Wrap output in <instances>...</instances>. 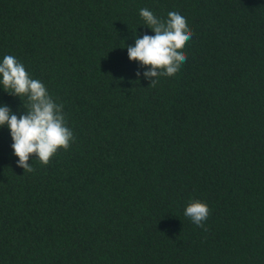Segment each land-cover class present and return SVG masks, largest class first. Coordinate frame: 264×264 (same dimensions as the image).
Segmentation results:
<instances>
[{
  "label": "trees",
  "instance_id": "trees-1",
  "mask_svg": "<svg viewBox=\"0 0 264 264\" xmlns=\"http://www.w3.org/2000/svg\"><path fill=\"white\" fill-rule=\"evenodd\" d=\"M142 8L193 33L154 86L127 55L154 35ZM5 55L74 140L23 172L0 127V264H264V0H0ZM27 103L0 86L18 117Z\"/></svg>",
  "mask_w": 264,
  "mask_h": 264
},
{
  "label": "clouds",
  "instance_id": "clouds-1",
  "mask_svg": "<svg viewBox=\"0 0 264 264\" xmlns=\"http://www.w3.org/2000/svg\"><path fill=\"white\" fill-rule=\"evenodd\" d=\"M139 15L154 35L136 38L134 45L127 46V55L130 61L149 68L143 75L154 86L158 77L174 76L186 62L183 49L193 33L179 11L168 12L166 20L147 8L140 9ZM0 86L10 95L27 98V109L19 117L0 105V127L8 128L17 166L23 172L34 170L29 163L33 154L46 166L58 150L69 149L74 136L66 124L63 105L56 103L45 85L32 78L13 55H5L0 62ZM209 214L207 204L199 200L191 201L184 210V216L198 227L204 226Z\"/></svg>",
  "mask_w": 264,
  "mask_h": 264
}]
</instances>
